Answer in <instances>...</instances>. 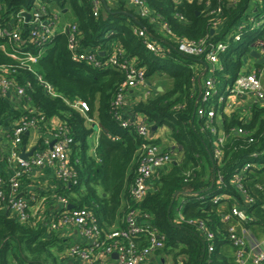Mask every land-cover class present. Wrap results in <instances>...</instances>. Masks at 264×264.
Segmentation results:
<instances>
[{
    "label": "trees",
    "instance_id": "trees-1",
    "mask_svg": "<svg viewBox=\"0 0 264 264\" xmlns=\"http://www.w3.org/2000/svg\"><path fill=\"white\" fill-rule=\"evenodd\" d=\"M95 1L0 0L2 22L19 28L22 39L27 40L20 49L39 54L32 70L19 66L7 53L16 43L0 37V44L7 46L6 50L0 48V68L9 67V76L25 88V98L20 102L8 96L0 97V125L8 128L11 135L13 128H10L33 108L39 118L40 132L53 136L57 131L54 120L65 127L73 140L69 145V166L78 183L55 180V193L49 197L55 194L64 198L67 205H72L71 212L88 210L104 232L125 228L124 219L130 207L138 206L131 199V190L142 145L158 144L157 140L140 135L134 126L123 127L117 113L122 118L130 114L142 116L150 128L168 125L172 137L184 149V158L180 162L172 160L159 171L138 206L150 214L151 223L165 236V246L158 252L179 257L183 264H238L223 248L232 242L222 224L220 207L227 204L231 210L236 201H242L235 180L238 173L253 194L255 184L264 177V104L253 103L247 115L241 111L227 115L221 105L216 106L220 128L216 124L217 116L207 121L198 116L197 110L202 103L205 79L214 76L217 85L221 80L232 85L243 69L244 57L250 56L258 39L264 40V30H249L248 26L240 40L234 37L238 27L251 15L264 18V0H145L151 12L149 17H142L127 0H115L114 5L97 0L95 12ZM38 2L45 6L49 17L54 15L53 4L61 9L69 8L75 16V32L56 29L45 44L31 42L29 26H20L17 15L22 10L33 11ZM219 7L222 11L211 13ZM140 30L146 36H140ZM71 35L76 49L72 47ZM183 38L206 39L209 44L228 43V50L220 54L223 70L209 74L205 56L180 52L178 43ZM146 39L161 43L162 52L149 50ZM75 51L94 53L99 65L75 60ZM114 51H121L117 66L108 62ZM129 64L144 67L147 79L165 77L168 87L161 92L153 90L149 97L118 108L115 98L127 80ZM78 100L88 104L86 114L74 107ZM95 124L100 126L101 133L96 155L90 157L88 137L94 133ZM213 127L217 133L212 131ZM240 128L243 134L236 133ZM220 129L227 137L219 147L222 157L217 159ZM27 139L25 135L22 146ZM46 140L42 138L37 149H48ZM6 162L0 177L9 193L13 168H8ZM248 163L251 165L245 168ZM28 175L22 176L17 192L33 206L41 196L35 188L32 191ZM262 194L255 206L249 207L258 224H264V216L258 217L260 211L264 215ZM216 198L219 199L215 201ZM67 205L54 211L44 209L43 214L51 219L56 217L57 221L68 210ZM44 221L41 217H31L22 222L1 207L0 264H9L10 259L15 264H69L65 252L71 244L61 231L65 226L53 230ZM252 221L245 223L249 226L256 222ZM200 225L214 237L212 251L198 228Z\"/></svg>",
    "mask_w": 264,
    "mask_h": 264
},
{
    "label": "built area",
    "instance_id": "built-area-1",
    "mask_svg": "<svg viewBox=\"0 0 264 264\" xmlns=\"http://www.w3.org/2000/svg\"><path fill=\"white\" fill-rule=\"evenodd\" d=\"M136 11L142 17H149L151 15L150 9L145 0H127ZM98 1L94 3L95 12L98 11ZM257 10V7H256ZM1 11V4H0ZM222 11V7L217 10H213L211 13H218ZM31 14L30 19L27 21L25 13ZM262 17V15H260ZM17 22L20 26H29V40L39 45L45 44L56 30V16L49 17L46 14L45 6L37 3L33 11L22 10L17 15ZM261 17L251 15L247 22L242 23L238 27V31L235 33V40H240L243 33L249 27V30H264ZM248 26V27H247ZM260 26V28H259ZM163 28L167 29L164 25ZM65 32H75L76 25H68L62 29ZM140 36H146L144 30L138 32ZM0 37L7 38L9 41L15 42L16 46H12L11 51L7 53L19 62V66H23L32 70L34 64L38 62L39 54L32 51L21 50L27 40H23L20 34L19 28H14L11 23L4 24L2 22L0 14ZM74 36L71 35L70 40L72 47L76 49L74 44ZM146 46L154 53L162 52V45L157 40H145ZM258 52L262 59V70L264 71V40L258 39L256 41ZM228 43L218 41L209 44L206 39L199 41L183 38L178 43V50L188 55L205 56L206 61L211 70V74L214 75L217 71L223 70V65L220 62V54L228 50ZM0 48L6 50L5 44H0ZM119 54L121 51H114L110 56L109 64L114 66L119 65ZM74 59L77 61H86L88 63H97L94 53L85 52L82 54L75 51ZM128 60H125V64L128 65ZM99 65V64H98ZM127 80L122 84L118 94L115 98V106L122 107L126 103V93L129 89L134 87L147 86V72L144 67H139L134 64H129L127 68ZM41 79V77H39ZM204 91L201 95L202 103L198 107V116L205 118L207 121H211L216 115V106L219 107L226 101V97L229 92L240 94L246 99H250L253 103H261L264 101V85L262 79L256 72H240L232 85L225 84L221 88L216 84L214 76H209L204 81ZM49 91H52V87L49 84H45ZM14 94L19 100L25 98V88L19 86L17 82L9 76V67L2 66L0 68V97L8 96V94ZM152 93V89H146L145 98L149 97ZM74 107L79 109L82 113L86 114L89 111V106L85 101L78 100L74 103ZM28 114L22 116L11 130L10 135V151L9 160L14 163L13 174L9 179L10 192H6L4 188V180L0 177V208H6L12 215L19 221L25 222L31 217H41L45 225L50 229L56 230L60 226L75 227L78 229L84 242L72 243L66 250L65 254L70 258L69 264H148L150 255L162 250L165 246V236L151 223L150 214L145 213L139 209L149 189L153 185V181L159 171L172 160V152L169 149H164L158 144L145 142L142 145L141 155L139 159V166L137 169V176L131 190V199L138 205L137 207H130L127 213L124 223L125 228L118 230H112L104 232L97 224L93 215L86 209H79L70 211L67 207V211L61 213V219L56 221V217L52 219L46 217L43 214L44 209L41 207L34 208L30 205V200L22 197L18 194L20 188L21 178L24 174L32 172L35 167L44 165H53L55 168V175L63 181H73L77 184L78 181L75 177V173L69 166V145L72 143V137L67 135L65 127L59 123L55 125L57 131L53 133V145L48 149H37L31 153L22 151V143L24 136L29 131L35 129L38 130L39 118L35 115L33 108L28 109ZM116 118L120 121L123 127L134 126L138 133L148 140L152 139L151 128L146 123L145 119L139 115H132L128 118H122L117 113ZM40 119H43L40 116ZM214 133H217L215 128H212ZM238 134H243L244 131L240 128L236 131ZM226 140V135L219 136L216 142L215 157L220 159L222 157V150L219 148ZM49 143V142H48ZM50 144V143H49ZM27 155L23 158L21 155ZM248 163L245 168L250 166ZM242 175L238 173L235 176V180H238V188L241 193L247 195L246 186L242 182ZM17 192V193H15ZM248 200L252 199L247 195ZM219 198H216L217 201ZM64 206L68 203L60 197ZM232 215L236 216L240 221H251V218L241 209L233 206ZM49 218V219H48ZM48 219L49 221H47ZM185 222L192 224V221ZM199 230L203 233L204 238L208 241V249L212 251L214 249L213 235L207 233L200 225ZM229 239L236 246V260L238 264H247L251 259L252 264H264V240L252 243L251 255L247 254V242L243 235L236 233L231 228L229 230ZM116 253L115 258L113 254ZM177 264H183V260L180 259Z\"/></svg>",
    "mask_w": 264,
    "mask_h": 264
},
{
    "label": "crops",
    "instance_id": "crops-1",
    "mask_svg": "<svg viewBox=\"0 0 264 264\" xmlns=\"http://www.w3.org/2000/svg\"><path fill=\"white\" fill-rule=\"evenodd\" d=\"M103 1L105 4L107 3L108 5L115 4V0H103ZM55 16H56V25H55L56 29H63L64 27L73 24L75 21V16L69 8L61 9V11H58V12L56 11ZM253 49L258 51L256 44L254 45ZM248 58H249V61L244 60L243 69L247 68L248 70H252L246 73H250V72L258 73L264 85V71L262 70V59H261L260 53H259V57H255L250 54ZM206 65L208 66V71H210L209 74H211V70H210L208 63ZM152 78H155V77H150L149 79H147V82H146L147 86H144V87L138 86V87H134L128 90V92L126 93L125 106L130 105L135 100L138 101V100L145 98L146 89L148 88L152 89V91L154 90L155 92H161V91H164L168 87L167 79H164V81L157 84L153 82ZM218 85L221 88L225 84H223V81L221 80L218 83ZM160 87L162 88L161 90L158 89ZM8 97H11L12 99H16L15 102L21 101L18 98H16L14 94H11V93L8 94ZM261 103L264 104V101ZM252 104L253 102L250 99L248 98L246 99L240 94L229 92L228 96L226 97V101L223 104H221V107L223 109V112L227 115H230L231 113L236 112V111H241L243 112V114L247 115L249 113V110ZM218 113L219 112H217V115H216L217 116L216 124L218 128H220L221 126V122L219 120L220 114ZM53 123H54V127L55 125L57 126L59 124V122L56 120H54ZM95 125H96V128H95L94 133H92L88 137V155L90 157H95L96 155V148H97L100 133H101L100 126L98 124H95ZM12 128L13 127H11L10 129ZM26 135L28 136V139H27V143H25L22 146V151L25 152L26 150L27 153H31L34 150H36L37 145L41 143L40 140L44 137L50 143V144L48 143L49 146L53 142L52 140L53 137L48 132L43 133V132H40L39 130L33 129L29 131V133ZM218 135L223 136L225 135V133L221 131L220 129ZM151 136H152V139H155L158 141V145L160 147L171 150L174 161L180 162L183 160L184 149L172 137L171 127H169L168 125L157 126L155 133ZM10 142H11V139H10L9 129L0 125V172L5 171L6 166L4 165V163L6 162L5 160L7 159H8V162L6 163L8 164V168L12 169V166L14 167L15 165L14 163L10 162L8 158L9 151H10ZM28 176L31 178L32 191H35L34 190L35 188L36 191L41 196L39 201L34 203L33 205L34 208L41 207L42 209H48L50 211H54V210L62 209L63 207H65L63 202L60 200V197L56 196L55 194H53L52 196L50 195L51 198L49 197L50 193H55V190H56L55 180L56 182L60 180L57 177V175H55V168L53 165L52 166L44 165V166L35 167L32 170V172L29 173ZM263 187L264 186L262 184L260 185L259 183H256L254 186L255 188L254 194L250 193L248 189L246 188L247 195L252 199V201L250 202L248 200L247 195L245 193L240 192L242 201H236L234 203V206L243 210L251 218V221L253 220L252 222L256 221L257 218L254 215L253 216L250 215L249 207L250 206L254 207L256 202H258V199H259L258 196H260V194L264 192ZM29 192H30V189H29ZM42 204L44 205L42 206ZM262 207L264 209V200L262 203ZM220 210L223 212V217H222L223 226L227 229L228 233H229V230L233 228L236 231V233L243 235L245 237L246 242H247V254L251 255L252 243L254 244V242L256 241L261 242L264 240V224H258V222L256 221L257 223L255 222L254 224H250L249 226H247V224L245 223L246 221L240 222L236 219V216H233L231 214L232 211L227 208V204L221 205ZM61 231H62L63 236L68 240L69 244L76 243V242L79 243L82 241L84 242V238H82L78 229L73 226L72 227L65 226L63 229H61ZM223 248H224V251L230 256V258L234 259V261L237 262L236 246H234L233 243H231V244L224 246ZM178 260H180L179 257H176L175 259L173 255L167 254L162 251V252H158V253H154L153 255H150L148 259V264H177ZM111 264H114V263H111ZM247 264H252L251 259L247 262Z\"/></svg>",
    "mask_w": 264,
    "mask_h": 264
},
{
    "label": "rangeland",
    "instance_id": "rangeland-1",
    "mask_svg": "<svg viewBox=\"0 0 264 264\" xmlns=\"http://www.w3.org/2000/svg\"><path fill=\"white\" fill-rule=\"evenodd\" d=\"M68 7H69V6H68ZM51 10H52L53 13L56 15V11H57V12H58V11H61V8H59V7H57L56 5L53 4L52 7H51ZM261 21H262L263 26H264V18H262ZM249 27H250V26H249ZM259 28H260V26H259ZM256 30L258 31V29H256ZM244 60H245V61H249V58H248L247 55L244 57ZM242 71H243V72H249V71H252V70H248V69L246 68V69H243ZM164 78H165V77H164ZM164 78H162V77H157V76H156L155 78H152V80H153V82H155V83L158 84V83L164 81ZM259 184H260V185L262 184V185L264 186V177L261 179V181L259 182ZM263 189H264V187H263ZM261 215L264 216L262 211H260V212L258 213V217L261 218ZM256 218H257V216H256ZM236 219L238 220L237 217H236ZM238 221H240V220H238ZM240 222H243V221H240ZM9 264H15V263L13 262L12 259H10Z\"/></svg>",
    "mask_w": 264,
    "mask_h": 264
},
{
    "label": "water",
    "instance_id": "water-1",
    "mask_svg": "<svg viewBox=\"0 0 264 264\" xmlns=\"http://www.w3.org/2000/svg\"><path fill=\"white\" fill-rule=\"evenodd\" d=\"M25 15H26V19H27V21H28V20L30 19L31 14L28 13V12H26ZM211 33H214V29H211ZM251 55H252V56H255V57H259V53H258V51H256L255 49H253V50L251 51ZM158 89L161 90L162 88L160 87V88H158ZM156 129H157V126H152V127H151V135H153V134L155 133ZM52 145H53V142L51 143L50 147H52ZM21 156H22L23 158H26L27 155L22 154ZM71 208H72V205H68V209H71ZM113 256L116 258V257H117V254L114 253Z\"/></svg>",
    "mask_w": 264,
    "mask_h": 264
}]
</instances>
